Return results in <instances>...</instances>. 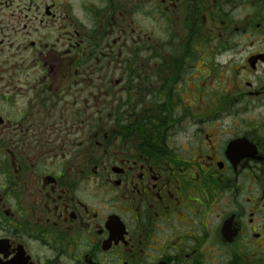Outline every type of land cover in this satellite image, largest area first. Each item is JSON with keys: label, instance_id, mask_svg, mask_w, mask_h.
I'll return each mask as SVG.
<instances>
[{"label": "flooded vegetation", "instance_id": "af4514ba", "mask_svg": "<svg viewBox=\"0 0 264 264\" xmlns=\"http://www.w3.org/2000/svg\"><path fill=\"white\" fill-rule=\"evenodd\" d=\"M256 33L264 0H0V264H264Z\"/></svg>", "mask_w": 264, "mask_h": 264}, {"label": "rangeland", "instance_id": "374dc122", "mask_svg": "<svg viewBox=\"0 0 264 264\" xmlns=\"http://www.w3.org/2000/svg\"><path fill=\"white\" fill-rule=\"evenodd\" d=\"M231 42H235L236 36L234 35L231 39ZM245 41L253 40L255 41L254 47L250 49L251 50H260L264 49V37H260V33H256L255 35L248 37L247 35L244 36ZM229 41V40H228ZM229 41V44L227 47H231L234 44ZM217 47V46H215ZM231 55H233V58H235V51L231 53L228 49V53L224 55L221 59H217L215 61H212L211 63V69L209 71H204V74L202 78L205 81V87L206 89H209L210 94L213 96V101H218V97H220V94H225V89L234 88L235 82L233 81L235 78L234 70L232 69V66L230 65ZM239 59V57H238ZM229 66V67H228ZM231 66V67H230ZM196 69L199 72H203V70L200 67V62L196 63ZM228 68V69H227Z\"/></svg>", "mask_w": 264, "mask_h": 264}]
</instances>
